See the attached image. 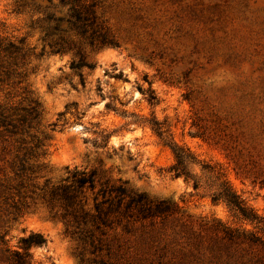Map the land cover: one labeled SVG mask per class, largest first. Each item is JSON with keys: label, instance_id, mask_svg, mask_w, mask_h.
Here are the masks:
<instances>
[{"label": "rangeland", "instance_id": "1", "mask_svg": "<svg viewBox=\"0 0 264 264\" xmlns=\"http://www.w3.org/2000/svg\"><path fill=\"white\" fill-rule=\"evenodd\" d=\"M97 1L89 33L112 42L93 46L67 21L52 31L48 14L69 15L58 0H0L1 33L22 47L0 66V109L18 127L0 129V247L2 235L15 248L41 233L35 264H264V0ZM81 58L94 66L72 67ZM34 98L37 117L20 108ZM38 140L44 164L18 177V149L33 163ZM170 141L222 176L196 164L198 188L174 177ZM67 167L121 178L169 208L125 217L97 234L103 249L94 251L31 193ZM224 178L260 222L213 201ZM17 207L25 212L14 220Z\"/></svg>", "mask_w": 264, "mask_h": 264}, {"label": "trees", "instance_id": "2", "mask_svg": "<svg viewBox=\"0 0 264 264\" xmlns=\"http://www.w3.org/2000/svg\"><path fill=\"white\" fill-rule=\"evenodd\" d=\"M86 1L58 0L61 5L68 6L69 15L65 19L62 16L48 14L46 18L55 22L52 31H60L62 22L67 21L90 45L95 46L112 42L105 35L101 39H97L95 30L89 33L90 28H93L98 18L96 11L98 1ZM21 50L22 47L1 33L0 27V66L5 67L8 60L10 64V58ZM83 66L93 67L94 64L81 58L79 62L72 65L74 68ZM156 98L152 90L148 98L150 103L153 104L157 100ZM30 102L28 108L20 107L21 110L27 111L35 117L39 116L42 110L41 102L36 98L31 99ZM21 117V119L26 120V115L23 114ZM150 124L159 136H164L166 129H164L161 122L154 118L151 119ZM0 129L8 133L18 131L17 125L5 109H0ZM40 145L41 143L38 140L34 145L33 153H28L34 154L35 161L33 163L30 162L31 158L27 156V152L21 153V149H18L13 162L14 171L18 177L22 178L33 174L36 172L35 168H39L44 164L38 162L44 154L38 152ZM169 145L174 155V163L169 167V172L174 177L183 176L186 180L193 181V186L198 188L200 179L197 178L194 172V166L202 164L200 160L190 148L184 145L177 144L174 141H170ZM202 170L205 174L215 175L214 169L207 164H202ZM221 176L220 172L215 175L217 179ZM20 184H23L22 179ZM126 184L127 181H123L121 178L114 179L98 172L96 169L89 170L78 167L70 169L67 167L66 175L58 181H53L48 177L44 179L42 184L34 182L31 193L48 205L53 211V217H58L64 221L68 233L80 241L90 243L93 250L97 251L103 249L101 240L98 239V233L104 234L105 229L122 224L125 217H146L169 208L166 201L150 200L146 194L136 193L129 189ZM216 188L212 193L213 201L225 202L245 220L260 222L258 216L246 205L245 200L232 189L225 178ZM24 212L22 207H17L13 211V219L17 220ZM45 241L41 233H31L28 236L20 237L19 245L12 248L5 240V236L2 235L1 242L3 245L0 247V251L6 255L2 264H35L30 248L32 245H42ZM97 264L116 263L101 259Z\"/></svg>", "mask_w": 264, "mask_h": 264}]
</instances>
